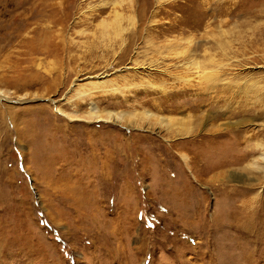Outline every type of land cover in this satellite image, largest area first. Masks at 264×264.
I'll return each instance as SVG.
<instances>
[{"label":"rangeland","instance_id":"obj_1","mask_svg":"<svg viewBox=\"0 0 264 264\" xmlns=\"http://www.w3.org/2000/svg\"><path fill=\"white\" fill-rule=\"evenodd\" d=\"M263 152L264 0H0V264H264Z\"/></svg>","mask_w":264,"mask_h":264},{"label":"bare ground","instance_id":"obj_2","mask_svg":"<svg viewBox=\"0 0 264 264\" xmlns=\"http://www.w3.org/2000/svg\"><path fill=\"white\" fill-rule=\"evenodd\" d=\"M88 114L92 118H94V120H96V121L102 120V121L118 122L120 120H124V115L123 114H120V113H117V112H111V111H106V112L103 113L102 110L98 109L92 102L90 103ZM144 114L146 116L145 119H147V120H150L151 121V118H154V114H152V113L145 112ZM125 119H126V117H125ZM155 120H157V119H155ZM185 121L186 120L184 119L183 121H179V123L177 122L178 124L176 126H178V128L177 127L176 128H177V130L179 132L178 134H183V133L185 134V133L191 132L190 130L192 129V127L191 126H186L184 124ZM159 123L160 124H165V127H167L166 129H170L171 130V128H172L171 121H168L166 119L160 118ZM260 156H261V158L264 159V152L261 153ZM254 163H253V165H254ZM255 166H258V165H255ZM258 169L264 172V166L259 165L258 166ZM257 181H258L257 184L262 183V182H260V180H257ZM244 224L245 223H242V224L240 223V226L242 228H245V227H243Z\"/></svg>","mask_w":264,"mask_h":264}]
</instances>
